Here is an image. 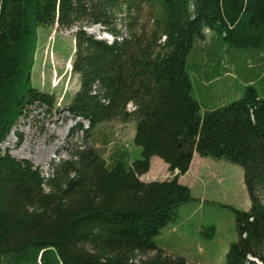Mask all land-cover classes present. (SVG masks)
Returning a JSON list of instances; mask_svg holds the SVG:
<instances>
[{
	"label": "trees",
	"instance_id": "1",
	"mask_svg": "<svg viewBox=\"0 0 264 264\" xmlns=\"http://www.w3.org/2000/svg\"><path fill=\"white\" fill-rule=\"evenodd\" d=\"M53 27L76 29L78 88L65 110L88 127L47 178L0 149V264H196L155 241L192 201L177 178L193 154L243 171L249 209L234 211L224 264H264V99L254 88L264 90V0H0V145L32 110L55 107L31 81L39 31ZM200 52L207 65L194 63ZM211 61L248 82L239 99L205 110L188 70L208 74ZM112 122L134 125L139 160L91 144ZM152 157L175 176L142 182Z\"/></svg>",
	"mask_w": 264,
	"mask_h": 264
},
{
	"label": "rangeland",
	"instance_id": "2",
	"mask_svg": "<svg viewBox=\"0 0 264 264\" xmlns=\"http://www.w3.org/2000/svg\"><path fill=\"white\" fill-rule=\"evenodd\" d=\"M89 29L97 37L106 35L99 27L87 31ZM75 31V28L58 30L56 27L39 31L31 81L36 89L53 94L55 107L50 112L32 110L28 117L18 121L0 145L2 153L30 162L45 178L51 174L52 164L69 159L74 147L82 145L83 134L79 127L83 130L88 127L87 123L72 119L65 110L78 88V79L71 72ZM205 33L210 36L209 31ZM208 41L209 38L205 39L204 45L207 46ZM203 57L200 52L194 63L202 61ZM208 60L205 56V65ZM223 62L227 60L223 58ZM210 63L213 69L207 71L208 74H205L206 67L188 70L192 96L205 110L239 99L248 82L235 73L218 75L214 69L216 62ZM254 88L264 99L262 82L255 81ZM133 134L132 123L112 122L95 129L89 138L104 158L113 150L125 148L135 161L140 159L141 150L134 146ZM193 155L188 171L177 178L180 185L189 189L192 201L180 207L177 219L166 226L155 241L171 254L183 256L192 263L224 264L230 245L237 239L234 211L249 209L243 171L224 160ZM151 159L157 163H152L150 170L140 177L142 182H162L175 176L159 158Z\"/></svg>",
	"mask_w": 264,
	"mask_h": 264
},
{
	"label": "crops",
	"instance_id": "3",
	"mask_svg": "<svg viewBox=\"0 0 264 264\" xmlns=\"http://www.w3.org/2000/svg\"><path fill=\"white\" fill-rule=\"evenodd\" d=\"M133 135H134V134H133ZM132 140H133V138H132ZM193 156H194V155H193ZM152 163H157V162H156V160L151 159L150 167H151ZM166 167H167V166H166ZM149 170H150V169H149ZM174 175H175V173H174ZM140 180H141V179H140ZM149 182H152V181H149ZM145 183H148V182H145ZM160 247H161L163 250H165L166 252H169L168 249L165 248V246H161V245H160Z\"/></svg>",
	"mask_w": 264,
	"mask_h": 264
},
{
	"label": "water",
	"instance_id": "4",
	"mask_svg": "<svg viewBox=\"0 0 264 264\" xmlns=\"http://www.w3.org/2000/svg\"><path fill=\"white\" fill-rule=\"evenodd\" d=\"M88 33H90V34H94L93 32H92V30L91 29H89L88 31H87ZM105 35H102V38L101 39H105V37H104ZM100 38V37H99Z\"/></svg>",
	"mask_w": 264,
	"mask_h": 264
}]
</instances>
